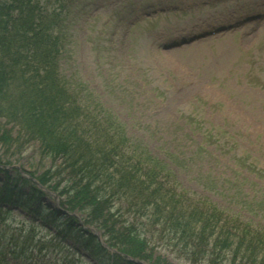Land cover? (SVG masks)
I'll return each instance as SVG.
<instances>
[{
    "label": "rangeland",
    "instance_id": "obj_1",
    "mask_svg": "<svg viewBox=\"0 0 264 264\" xmlns=\"http://www.w3.org/2000/svg\"><path fill=\"white\" fill-rule=\"evenodd\" d=\"M52 4L56 5L55 0H50ZM144 7L147 10L142 11ZM262 11L264 0H74L62 30L63 71L78 86L81 83L87 88L89 106L101 110L97 121L102 127L94 131L98 139L82 133L67 144L73 128L89 131L86 120H71L72 125L52 121L37 113L30 100L31 110L22 115L6 110L9 106L1 99L0 157L45 177L50 190L56 192H48V198L53 201L55 195L68 206L80 189L68 190L67 178L72 175L68 170L59 172V166L68 163L79 171L85 164L72 162L78 153L101 154L115 146L110 151L117 152L120 165L126 166L131 157V163L141 164L160 183L153 194L156 198L144 187L131 194L122 187L120 172L113 168L108 173L99 161L92 165L89 159V167H95L104 178L107 209L102 205L96 215L86 205L87 214L72 201L74 211L102 236L108 234V228L119 230L121 224L115 219L123 221L125 229L138 230L149 239L147 252L153 260L206 264L188 260L187 239L173 240L165 221L176 218L175 224L191 235L208 230L212 234L209 241L217 235L221 222L237 211L245 219L264 223V19L249 18ZM238 21L235 27L204 36L213 27ZM8 94L11 106H23L24 97L18 104L17 92ZM87 114V118H96V111ZM69 116L80 117L72 112ZM42 123L47 125L42 127ZM59 128L62 137L56 134ZM216 132L227 136H210ZM106 133H115V139H108ZM64 142L70 147L66 155L59 149ZM45 144L49 146L44 148ZM180 160L186 161L182 168L177 164ZM166 162L172 168H165ZM147 200L154 203L144 204ZM208 211L217 219H206L204 212ZM197 215L204 220L193 222ZM23 219L14 210L6 221L13 225L11 221L17 224ZM35 231V251L41 249L49 260L79 258V264H95L67 249L64 243L76 244L66 238L60 242L62 235L54 238L40 227ZM119 243L133 246L122 237ZM222 255L230 257L228 251ZM37 258L33 253V259ZM69 259L64 262L68 264Z\"/></svg>",
    "mask_w": 264,
    "mask_h": 264
},
{
    "label": "trees",
    "instance_id": "obj_2",
    "mask_svg": "<svg viewBox=\"0 0 264 264\" xmlns=\"http://www.w3.org/2000/svg\"><path fill=\"white\" fill-rule=\"evenodd\" d=\"M59 18V12L46 10L40 5L38 0L0 1V100L4 101L5 107L6 105L9 106L6 110L19 111L22 115L29 113L31 105L37 113H43L52 121H67L69 125H72L71 120L74 121L76 119L79 122L86 120L89 131L84 132L82 127L73 128V132H70L69 135L71 139L66 138L68 144L72 139L77 140V137L82 133L96 138L94 131H99L98 129L102 127V124L99 125V121H97L101 117H86L88 114H85V111L78 106L75 98L69 94L64 79L58 74V41L55 40L52 32L49 30L55 22H58ZM14 91L17 92L15 101L18 104H21L19 103L20 98L24 97V104H21L23 106H11L12 103L8 93H13ZM36 94H38L37 97H35ZM71 112L76 113L80 117H67L71 115ZM94 119L98 125H96ZM106 124L110 125L109 119H106ZM41 125L43 127L47 124L42 123ZM59 129L61 133L57 132ZM59 129L56 131V134L62 137V129ZM100 135L103 134L101 133ZM113 135L116 136L115 133ZM113 135L106 133L105 137L113 139ZM48 146V144H45L44 148ZM55 147L59 148V146ZM69 148V145H66L64 142L60 145L59 149L65 152L66 155L69 153ZM49 149H52V146ZM112 149H116V147L114 146V148L108 150L105 149L101 154L92 153L88 149L91 155L88 154L87 156L83 155V153H78L79 157H74L75 160L72 162H75L77 165L81 162L85 164L79 171L70 168L68 163L59 166V172H66L68 170L72 175V178H67L68 183H70L68 190L73 193L77 188L80 189L75 191L73 193L75 196L68 200L67 203L70 209L75 210V204L88 214L89 209L86 205H91L93 208L92 213L98 215V212L102 209V205L105 208L107 207V200L104 198L105 192L103 190L105 186L103 185L104 178L102 177V173L95 167H89L87 164L89 159H91L90 163L92 165H97L99 161V164L104 166L108 173L113 168L120 172L121 185L122 187H126L131 194H133L135 188L144 187L145 192L153 197V194H156L160 189V183L154 181L149 171L143 168L141 164L138 162L135 164L131 163V157L129 159L130 163H127L126 166L120 165L116 161L118 159L117 152H111L110 150ZM146 151L149 150L146 149ZM150 156L151 151L149 152ZM134 158L139 160L137 155H134ZM92 159L96 160V162L93 163ZM11 163L10 160L0 157V164L10 165ZM14 172L16 175L11 176L9 171L0 166V175L3 174V179L0 183V195L3 196L2 198L20 200L22 197L24 201H20V204L29 210V206L35 208L31 211L41 215L42 219L52 217V215L55 221L59 219L57 213L59 211L51 212L41 202L44 193L32 181L23 178L20 174L18 175L17 171ZM38 180L44 184L48 182L42 176H38ZM129 192L126 196L130 199L132 196ZM60 195L62 194L60 193ZM30 202L31 205H29ZM153 203L150 200L144 202L146 205H152ZM131 207L135 209L136 204L132 202ZM135 211L137 210L135 209ZM199 211L201 212L202 208ZM204 216L210 222L212 219H217L218 217L213 216L210 211L204 212ZM60 220L61 225L66 227L68 233H72V236L76 239L80 238L83 240L80 241L90 251L91 256L101 258V264H136L125 256L111 254L100 244L95 235L78 225L75 217H65V215L61 214ZM203 220V216L197 215L193 222L200 223ZM85 221L89 224L92 223L88 219H85ZM114 222H119L121 227L119 230L113 228L106 230L108 232V234H105L108 235L107 242L111 246L142 260L160 262L153 260L152 255L148 254L147 250L150 248V241L147 237L143 238L138 230L130 226L125 229V224L121 220L115 219ZM165 222L168 225V235H173V240L174 238L187 239L184 249L188 253L186 255L188 260L192 261V263L205 261L206 264H264V223L251 221L250 218L245 219L244 215L239 211L234 214L232 213L221 222L222 225L219 227L218 233L212 241H209L212 234L208 230H201L199 232L196 230L191 235L184 228L175 224L178 222L176 218L171 217L169 221ZM120 237L125 238L126 242H132V248L120 245ZM164 242L165 240L163 244ZM222 251H228L230 257L223 256ZM9 256L14 260L12 264H25L32 261L28 250L22 247L19 249L12 240L0 245V264H11ZM41 264L50 263L43 262ZM161 264L168 263L162 261Z\"/></svg>",
    "mask_w": 264,
    "mask_h": 264
}]
</instances>
